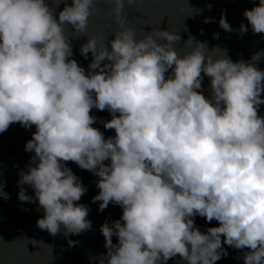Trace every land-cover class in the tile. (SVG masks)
Instances as JSON below:
<instances>
[{
  "label": "clouds",
  "instance_id": "9594fccd",
  "mask_svg": "<svg viewBox=\"0 0 264 264\" xmlns=\"http://www.w3.org/2000/svg\"><path fill=\"white\" fill-rule=\"evenodd\" d=\"M108 3L119 30L108 46L95 36L80 46L82 57L92 55L86 75L70 59L63 26L85 33L96 0H0V133L14 123L36 128L25 144L35 166L18 185L30 186L44 210L37 227L52 236L61 227L65 236L91 230L87 206L74 204L86 189L63 163L71 161L99 177L92 200L100 211L110 203L122 208L111 227L101 225L107 253L99 264H166L177 255L216 264L228 255L222 244L248 249L244 264H264V70L255 67L264 52L233 62L213 47L223 52L214 58L189 35L185 45L195 46L180 56L178 33L156 28L136 39L125 27L133 0ZM243 15L253 33L264 34V0ZM219 26L234 31L224 15ZM204 76L211 100L197 91ZM93 108L111 114L102 123L114 137L91 127ZM0 197L8 199L2 183ZM18 199L32 202L22 187ZM195 216L219 226L201 233Z\"/></svg>",
  "mask_w": 264,
  "mask_h": 264
},
{
  "label": "water",
  "instance_id": "95a60500",
  "mask_svg": "<svg viewBox=\"0 0 264 264\" xmlns=\"http://www.w3.org/2000/svg\"><path fill=\"white\" fill-rule=\"evenodd\" d=\"M49 3V0H45ZM70 5L71 0H66ZM259 0H133L132 4H126L124 13L126 16L125 27L132 28L135 38L141 39L153 29L169 30L180 35V41L173 44L178 55L182 56L191 51L192 45H185L188 36L195 41L206 42L205 54L216 57L223 55L213 47L226 50V55L233 62H251V57L258 51L264 52V34L253 33L250 24L243 12L258 6ZM50 7L54 5L50 4ZM64 7L61 3L55 9L54 16ZM111 4L108 0H96V12L89 17L85 33L74 34L70 25H65L64 36L71 43L73 55L70 59L77 61L78 65L88 74V65L92 60L91 53L87 58L80 55V46L87 42L88 37H102L106 46L108 40L114 39L113 33L119 30L118 25L109 15ZM197 10L199 12L197 13ZM193 14V15H192ZM191 15V16H190ZM226 16L227 22L234 29L228 32L220 28L221 16ZM205 18H211V22L205 23ZM244 24L248 31L241 33L239 26ZM200 30H203L201 33ZM218 34V38H214ZM158 42H163L159 41ZM110 47V46H109ZM102 63H106L102 62ZM255 67L264 70V55ZM171 69L165 74L166 78L171 74ZM203 76V73H201ZM210 77L204 76L202 88L197 89L208 100L212 99ZM264 99V91L261 93ZM223 107V105H221ZM90 115L96 117V122L91 125L101 131L105 139L115 136L114 129H105L102 121L112 118L105 110L93 108ZM116 115H119L118 113ZM258 115L264 118V105H260ZM36 131L35 126L25 129L19 123L9 126L7 131L0 133V183L3 184V192L8 199L0 197V264H99V259L106 256L105 240L100 232L101 225L105 222L111 227L112 222L119 220L122 208L110 203L107 208L100 211L99 201L93 202L92 198L98 194L96 183L99 179L94 173L81 169L74 162H63L70 168L86 191L79 201L74 204H83L88 208L87 220L91 222V230H86L79 235H64L61 232L55 236L46 230L37 227L36 221L42 218L44 210L36 201L34 190L28 185H18L21 173H26L29 167H34L31 159L33 152L25 151V144L32 138ZM106 165L109 161H104ZM25 189V194L32 197V202H22L18 199L20 189ZM194 226L206 233L210 227H218L215 220L207 222L203 217L195 216ZM123 223V221H121ZM68 240L77 241L74 246H69ZM223 241V236L221 237ZM113 244H118V238L112 237ZM222 247L228 255L216 261V264H244L243 255L248 249H235L226 244ZM105 264L107 261L105 260ZM166 264H187L179 255L169 259Z\"/></svg>",
  "mask_w": 264,
  "mask_h": 264
}]
</instances>
